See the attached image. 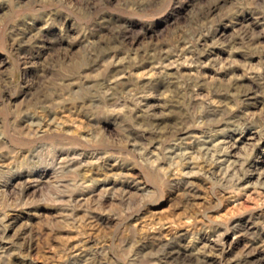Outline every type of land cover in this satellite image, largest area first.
Instances as JSON below:
<instances>
[{
  "label": "rangeland",
  "instance_id": "1",
  "mask_svg": "<svg viewBox=\"0 0 264 264\" xmlns=\"http://www.w3.org/2000/svg\"><path fill=\"white\" fill-rule=\"evenodd\" d=\"M239 135L232 186L169 157ZM259 169L264 0H0V264H264Z\"/></svg>",
  "mask_w": 264,
  "mask_h": 264
},
{
  "label": "bare ground",
  "instance_id": "2",
  "mask_svg": "<svg viewBox=\"0 0 264 264\" xmlns=\"http://www.w3.org/2000/svg\"><path fill=\"white\" fill-rule=\"evenodd\" d=\"M256 134L258 138L260 139L263 138L262 133L256 132ZM255 135L249 134L246 137H244V135L242 136L239 135L240 137L237 136L232 141L227 140L226 137H224L215 142V147H212L211 145H209L208 140H204L201 138L194 139L192 141L191 139L186 140V141H179V143L178 142L176 143L175 145L176 148L174 147L175 149L170 148L171 149L170 151L172 154L169 157L174 158L175 156H178V155H186L185 153L192 152L193 150H195L197 155H193L192 157L194 158L199 157L201 159V162H200L201 167L203 165L208 166L207 167L208 170H211L210 171L211 174H214L215 177L217 178L218 184L225 186V187L232 186L234 184H237L239 181L240 183L242 182L241 180H243V177L237 174L236 167L238 166L239 163H240V166L244 163V160L240 162L239 158L235 157V154L232 151L239 145L238 141L239 140L242 141L243 137L244 139H253ZM181 143H184L183 145L185 146H182ZM104 146H106V144ZM176 149H178V151H176ZM258 175L260 177L262 176L264 177V169L260 170ZM262 185H264V181ZM138 261H139V264H218V262L216 263L213 260V258L209 257L208 255H205L202 253L194 254V253L188 252L185 250V248H182L179 245H174V246L170 245L169 247H162V249L160 251H157L155 254H151V255L144 254V256H142ZM234 262L236 264H262V261L260 260L251 261L247 257L238 258Z\"/></svg>",
  "mask_w": 264,
  "mask_h": 264
}]
</instances>
